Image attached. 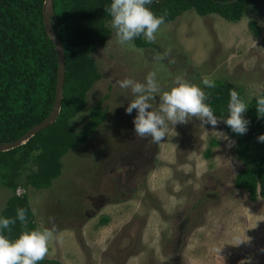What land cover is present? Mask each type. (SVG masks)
<instances>
[{
  "label": "rangeland",
  "instance_id": "1",
  "mask_svg": "<svg viewBox=\"0 0 264 264\" xmlns=\"http://www.w3.org/2000/svg\"><path fill=\"white\" fill-rule=\"evenodd\" d=\"M256 6L260 14L236 22L185 12L162 24L145 48L119 45L112 20L106 22L110 35L89 56L99 78L70 124L81 130L98 103L103 121L84 144L66 151L48 187L28 184L34 155L21 166L12 163L0 181V213L11 195L26 196L35 229L55 226L42 264H264V197L251 201L235 186L242 164L221 120L215 129L196 118L169 122L155 143L134 133L137 111H125L134 97L118 84L125 78L144 83L155 71L160 94L183 76L202 90L208 77L254 97L264 89V0ZM165 52L166 59L154 58ZM152 103L158 108L159 94ZM210 139L217 145L209 146Z\"/></svg>",
  "mask_w": 264,
  "mask_h": 264
},
{
  "label": "trees",
  "instance_id": "2",
  "mask_svg": "<svg viewBox=\"0 0 264 264\" xmlns=\"http://www.w3.org/2000/svg\"><path fill=\"white\" fill-rule=\"evenodd\" d=\"M152 0L146 5L157 17L165 16L164 24L174 21L188 11L199 16L210 14L236 22L243 16L254 18L260 11L258 0ZM44 0H0V143L16 140L32 126L42 121L52 110L56 84L55 48L46 35L42 20ZM111 0H53L52 29L63 45L64 85L61 107L57 119L34 134L24 144L0 151V181L4 171L21 166L31 155L37 168L27 176L28 184L36 188L48 187L52 179L61 173V158L70 148L82 145L101 124L104 112L100 104L89 109V117L83 128L76 131L70 119L86 108V92L99 78L90 53L95 46H103L110 35L106 22L112 16L106 9ZM249 27L255 31L254 21ZM256 33V32H255ZM137 48L150 45L143 35L133 39ZM215 87L202 88L206 101L216 117L221 119L227 135L234 138L233 154L242 168L234 176V184L248 194L251 201L264 197V143L257 137L264 134V117L258 118L256 98L264 96V89L246 99L242 88L223 80H213ZM236 90L245 100L248 109L244 113L249 120L248 131L238 135L224 123L229 115L230 92ZM217 145L215 139L209 146ZM20 152V158L13 155ZM210 156L209 148L204 153ZM10 184V181H5ZM26 210V223L17 218V209ZM0 217L16 222L4 229L10 240L22 231L34 230L36 223L26 196L13 194L9 197ZM41 260L38 264H42ZM51 264H63L50 260Z\"/></svg>",
  "mask_w": 264,
  "mask_h": 264
},
{
  "label": "clouds",
  "instance_id": "3",
  "mask_svg": "<svg viewBox=\"0 0 264 264\" xmlns=\"http://www.w3.org/2000/svg\"><path fill=\"white\" fill-rule=\"evenodd\" d=\"M152 0H111L110 7L106 9L112 16L111 26L115 29L117 43L121 46L131 45L134 38L143 35L148 42H155L156 33L165 22V16L157 17L146 5ZM169 53L157 54L154 58L163 60ZM174 62V61H170ZM156 72H149L146 82L141 83L132 78L118 81L120 88L130 89L133 99L125 109L127 114L133 110L137 114L133 120L134 133L141 137H151L155 143H160L168 132L169 122L175 126L187 124L190 118H196L201 125H211L216 128L219 121L212 108L206 101L209 95L196 84L176 76L173 86L168 91L160 94ZM203 84L209 88L215 87V82L208 77L203 79ZM159 94V106L154 107L152 101ZM150 109V110H149ZM248 106L236 90L230 92L228 103L229 115L223 119L224 123L238 135H244L248 131L249 120L244 113ZM256 110L259 117H264V96L256 98ZM220 139L230 138L222 132H218ZM258 142L264 143V134L257 137ZM231 143V141H230ZM17 218L26 223V210L17 209ZM50 222L54 218H49ZM11 218L0 217V264H38L49 251V243L55 239V226L53 228H37L21 232L15 240H10L3 234L4 229H9L15 224ZM238 239V237H237ZM221 249H216L220 255Z\"/></svg>",
  "mask_w": 264,
  "mask_h": 264
},
{
  "label": "water",
  "instance_id": "4",
  "mask_svg": "<svg viewBox=\"0 0 264 264\" xmlns=\"http://www.w3.org/2000/svg\"><path fill=\"white\" fill-rule=\"evenodd\" d=\"M239 0H231L226 4H233L238 2ZM53 16V0H44L42 5V20L44 30L46 32L47 37L52 42L55 48V57H56V84H55V96L52 104V110L47 117H45L42 121L32 126L28 131H26L23 135H21L16 140L7 143H0V151H7L13 148H16L22 144H24L28 139H30L34 134L44 129L48 125L52 124L58 117L62 97H63V85H64V60L63 54L64 49L60 40L56 37L53 32L51 17Z\"/></svg>",
  "mask_w": 264,
  "mask_h": 264
}]
</instances>
